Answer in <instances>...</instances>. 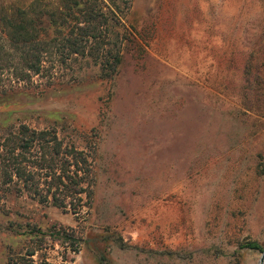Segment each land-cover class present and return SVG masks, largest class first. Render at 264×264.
I'll list each match as a JSON object with an SVG mask.
<instances>
[{
    "label": "rangeland",
    "instance_id": "obj_1",
    "mask_svg": "<svg viewBox=\"0 0 264 264\" xmlns=\"http://www.w3.org/2000/svg\"><path fill=\"white\" fill-rule=\"evenodd\" d=\"M206 4L130 0L112 78L86 59L48 58L0 108V123L55 129L92 171L76 214L1 199L0 264L29 247L36 264H259L262 252L239 245L264 249V26L241 38ZM32 226L80 241L53 233L38 245Z\"/></svg>",
    "mask_w": 264,
    "mask_h": 264
},
{
    "label": "trees",
    "instance_id": "obj_2",
    "mask_svg": "<svg viewBox=\"0 0 264 264\" xmlns=\"http://www.w3.org/2000/svg\"><path fill=\"white\" fill-rule=\"evenodd\" d=\"M130 0H32L4 7L0 1V108L10 96L29 90L35 76L46 70L48 58L86 59L98 67L101 78H112L121 64L123 37L114 32ZM26 86V87H25ZM91 163L87 155L66 146L55 129H36L20 123H0V201L26 194L40 204H51L76 214L82 196H90ZM18 233V230H11ZM60 244L79 242L72 232L53 229ZM32 226L25 233L41 245L47 235ZM114 242L123 248L121 237ZM239 249L264 252L252 240ZM35 248L12 254L9 264H36ZM39 264H46L42 261Z\"/></svg>",
    "mask_w": 264,
    "mask_h": 264
},
{
    "label": "clouds",
    "instance_id": "obj_3",
    "mask_svg": "<svg viewBox=\"0 0 264 264\" xmlns=\"http://www.w3.org/2000/svg\"><path fill=\"white\" fill-rule=\"evenodd\" d=\"M209 6L219 11L225 25L239 29L241 38L245 34L252 38L264 26V0H210L204 10Z\"/></svg>",
    "mask_w": 264,
    "mask_h": 264
},
{
    "label": "water",
    "instance_id": "obj_4",
    "mask_svg": "<svg viewBox=\"0 0 264 264\" xmlns=\"http://www.w3.org/2000/svg\"><path fill=\"white\" fill-rule=\"evenodd\" d=\"M259 264H264V252H262V254H261Z\"/></svg>",
    "mask_w": 264,
    "mask_h": 264
}]
</instances>
